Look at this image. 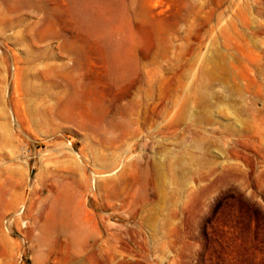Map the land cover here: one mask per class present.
<instances>
[{
	"label": "rangeland",
	"instance_id": "rangeland-1",
	"mask_svg": "<svg viewBox=\"0 0 264 264\" xmlns=\"http://www.w3.org/2000/svg\"><path fill=\"white\" fill-rule=\"evenodd\" d=\"M0 264H264V0H0Z\"/></svg>",
	"mask_w": 264,
	"mask_h": 264
},
{
	"label": "bare ground",
	"instance_id": "bare-ground-1",
	"mask_svg": "<svg viewBox=\"0 0 264 264\" xmlns=\"http://www.w3.org/2000/svg\"><path fill=\"white\" fill-rule=\"evenodd\" d=\"M55 109L56 108L54 107V109H52V110H55ZM64 206H66V205H64ZM60 221H61V223H60L61 227L66 233L68 231H71L72 228L74 227L76 230V235L79 237L81 236L79 220H76L75 222H73L68 215L67 209L62 210V219ZM40 228H41V239L46 240L48 235L51 233L53 226L51 223L44 222L40 225Z\"/></svg>",
	"mask_w": 264,
	"mask_h": 264
}]
</instances>
